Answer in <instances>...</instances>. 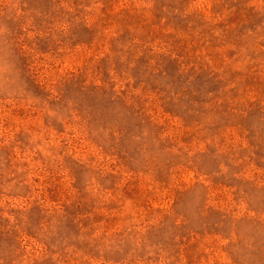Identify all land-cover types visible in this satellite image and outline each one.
Wrapping results in <instances>:
<instances>
[{
  "label": "rangeland",
  "instance_id": "374dc122",
  "mask_svg": "<svg viewBox=\"0 0 264 264\" xmlns=\"http://www.w3.org/2000/svg\"><path fill=\"white\" fill-rule=\"evenodd\" d=\"M0 264H264V0H0Z\"/></svg>",
  "mask_w": 264,
  "mask_h": 264
}]
</instances>
